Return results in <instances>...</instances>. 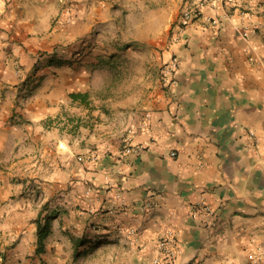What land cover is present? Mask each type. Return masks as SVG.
Listing matches in <instances>:
<instances>
[{
    "label": "crops",
    "instance_id": "obj_1",
    "mask_svg": "<svg viewBox=\"0 0 264 264\" xmlns=\"http://www.w3.org/2000/svg\"><path fill=\"white\" fill-rule=\"evenodd\" d=\"M190 1L0 0V218L41 211L38 263L152 264L170 235L171 264H264V0L203 9L175 42Z\"/></svg>",
    "mask_w": 264,
    "mask_h": 264
},
{
    "label": "built area",
    "instance_id": "obj_2",
    "mask_svg": "<svg viewBox=\"0 0 264 264\" xmlns=\"http://www.w3.org/2000/svg\"><path fill=\"white\" fill-rule=\"evenodd\" d=\"M242 4V0H192L190 1L183 11L180 13L178 18V29L176 31V35L174 36V41L176 42L179 38V34L183 31V28L189 24L192 20L197 19L202 15L203 9L209 8L210 10H215L217 7L227 9L236 7L237 5ZM65 19V23H70L72 21V15L70 14V10L68 7L64 8L63 10ZM206 24L210 25L211 27H215L218 24V18L216 16H207L205 17ZM245 35V34H244ZM180 64L176 57L170 58L169 62L161 69L160 71V81L161 84L164 86H169L175 83V75L179 68ZM150 116L148 113L143 115V124L146 125ZM252 136V134H250ZM141 151V147H129L126 146L124 148L125 154H139ZM175 154L172 152L171 156ZM89 159H95V156H91ZM121 196L118 194L115 196L117 200H120ZM146 208H150L151 204L149 202L145 203ZM202 211L209 216L213 215V210H211L205 204L200 206ZM197 212L195 211L192 216L196 217ZM174 238L168 237L160 239L156 243V256L151 260L152 264H171L173 260L176 259L177 256L181 254V248L174 245ZM248 260L254 262L255 264L259 261L255 254H249ZM258 260V261H257Z\"/></svg>",
    "mask_w": 264,
    "mask_h": 264
},
{
    "label": "rangeland",
    "instance_id": "obj_3",
    "mask_svg": "<svg viewBox=\"0 0 264 264\" xmlns=\"http://www.w3.org/2000/svg\"><path fill=\"white\" fill-rule=\"evenodd\" d=\"M34 185V184H33ZM34 188V187H33ZM34 191H36V193H34V199L33 202L36 203L37 202V198H38V194H37V190L36 188H34ZM36 211L33 208V215L31 217L25 216L23 218H17L16 220H6L8 218H0V264H43L38 263V260L35 258V254L36 253H32V256L28 255V252L25 251L24 253H22V257L21 259L17 258V252H14V247L17 244L16 241L14 240H9L8 237L4 236L7 235V225L10 223H24L26 226L25 229H27L30 225V223H34L37 219V217L34 215ZM20 221V222H18ZM15 223V224H16ZM37 255V254H36ZM77 257V256H76ZM73 258L72 254H69V260L71 261V259ZM86 258H89V255H86ZM69 262V261H68ZM67 264H72V262H69Z\"/></svg>",
    "mask_w": 264,
    "mask_h": 264
},
{
    "label": "trees",
    "instance_id": "obj_4",
    "mask_svg": "<svg viewBox=\"0 0 264 264\" xmlns=\"http://www.w3.org/2000/svg\"><path fill=\"white\" fill-rule=\"evenodd\" d=\"M73 97V96H72ZM36 226V232H35V237H36V254H40L43 252V241L44 239L48 236L49 234V225L47 221L45 220L43 224L41 223V211L37 215V219L34 222ZM72 242L74 246L76 247L80 241L79 239L72 238Z\"/></svg>",
    "mask_w": 264,
    "mask_h": 264
}]
</instances>
